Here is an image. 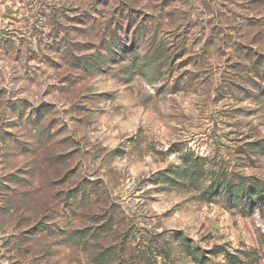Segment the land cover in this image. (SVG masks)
Returning a JSON list of instances; mask_svg holds the SVG:
<instances>
[{"label": "rangeland", "instance_id": "rangeland-1", "mask_svg": "<svg viewBox=\"0 0 264 264\" xmlns=\"http://www.w3.org/2000/svg\"><path fill=\"white\" fill-rule=\"evenodd\" d=\"M257 190L264 0H0V264H264Z\"/></svg>", "mask_w": 264, "mask_h": 264}, {"label": "trees", "instance_id": "trees-1", "mask_svg": "<svg viewBox=\"0 0 264 264\" xmlns=\"http://www.w3.org/2000/svg\"><path fill=\"white\" fill-rule=\"evenodd\" d=\"M134 30H135V28H134ZM133 33H135V31H134ZM93 63H96V62H95V61H92V64H93ZM72 192L76 193V192H77L76 188L73 189ZM253 193H254L253 195H255L256 197H255L254 201H251V202H252V204H253L255 207H260L261 204L264 202V193L261 194L260 190H257V191H255V192H253ZM87 197H88V196H85V197H82V198H83V199H86ZM82 202H83V201H82ZM82 202H80V203H82ZM80 203H79V204H80Z\"/></svg>", "mask_w": 264, "mask_h": 264}]
</instances>
